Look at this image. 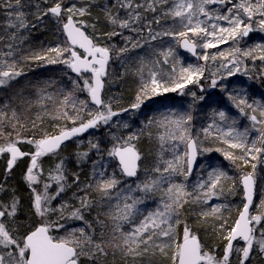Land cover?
Segmentation results:
<instances>
[{
    "label": "snow or ice",
    "instance_id": "obj_1",
    "mask_svg": "<svg viewBox=\"0 0 264 264\" xmlns=\"http://www.w3.org/2000/svg\"><path fill=\"white\" fill-rule=\"evenodd\" d=\"M0 90V264H264V0H0Z\"/></svg>",
    "mask_w": 264,
    "mask_h": 264
},
{
    "label": "trees",
    "instance_id": "obj_2",
    "mask_svg": "<svg viewBox=\"0 0 264 264\" xmlns=\"http://www.w3.org/2000/svg\"><path fill=\"white\" fill-rule=\"evenodd\" d=\"M260 36L261 35H258V34H254V38L256 40V42H259L260 40ZM34 39L36 40H42L44 39V36L43 34L39 35V36H36L34 37ZM250 40L253 39V37H250L249 38ZM226 47V46H225ZM140 51H143V50H140ZM182 54V53H181ZM133 55H135V53H133ZM183 56H185L187 58V55L185 54H182ZM115 67L119 68L118 65H115ZM51 75H54V71L53 69L51 68H48V69H45V68H37L35 69L34 71L32 72H29L28 73V77L25 78V77H22L21 80L23 81H27L28 78H31V79H40V80H43V79H46L47 77L51 76ZM234 80H244L245 78L244 77H235L233 78ZM250 83V82H249ZM3 90H0V92H2ZM122 91V89H121ZM257 91H259V89H257ZM7 95V93H4V95H0V100H3L5 98V96ZM233 113L238 115V113H235V110L233 109ZM240 122L242 125L246 124L247 122L241 117L240 118ZM216 155L217 154H213V158H216ZM226 163V162H225Z\"/></svg>",
    "mask_w": 264,
    "mask_h": 264
},
{
    "label": "water",
    "instance_id": "obj_3",
    "mask_svg": "<svg viewBox=\"0 0 264 264\" xmlns=\"http://www.w3.org/2000/svg\"><path fill=\"white\" fill-rule=\"evenodd\" d=\"M182 53H183V52H182ZM183 54L188 55V54H186V53H183Z\"/></svg>",
    "mask_w": 264,
    "mask_h": 264
},
{
    "label": "rangeland",
    "instance_id": "obj_4",
    "mask_svg": "<svg viewBox=\"0 0 264 264\" xmlns=\"http://www.w3.org/2000/svg\"><path fill=\"white\" fill-rule=\"evenodd\" d=\"M258 34V33H257ZM258 35H261V34H258ZM183 54V53H182Z\"/></svg>",
    "mask_w": 264,
    "mask_h": 264
}]
</instances>
